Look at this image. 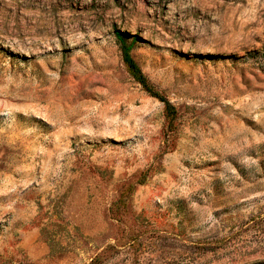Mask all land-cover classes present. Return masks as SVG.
Here are the masks:
<instances>
[{
    "label": "rangeland",
    "instance_id": "obj_1",
    "mask_svg": "<svg viewBox=\"0 0 264 264\" xmlns=\"http://www.w3.org/2000/svg\"><path fill=\"white\" fill-rule=\"evenodd\" d=\"M263 48L264 0H0V264H264Z\"/></svg>",
    "mask_w": 264,
    "mask_h": 264
},
{
    "label": "trees",
    "instance_id": "obj_2",
    "mask_svg": "<svg viewBox=\"0 0 264 264\" xmlns=\"http://www.w3.org/2000/svg\"><path fill=\"white\" fill-rule=\"evenodd\" d=\"M113 33L116 37V40L119 44V49L121 52V59L123 64L126 67L127 72L133 78L134 81L139 83L144 91H146L149 95L157 98L164 104L165 114L168 117L175 116L176 110L174 105L158 90H156L155 86L150 82L147 75L143 72L138 62L132 55V48L135 44L138 36L127 33L126 31H122L120 29H113ZM130 37V40H128ZM253 57L264 70V48L261 50H256L252 52Z\"/></svg>",
    "mask_w": 264,
    "mask_h": 264
}]
</instances>
